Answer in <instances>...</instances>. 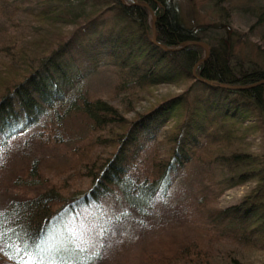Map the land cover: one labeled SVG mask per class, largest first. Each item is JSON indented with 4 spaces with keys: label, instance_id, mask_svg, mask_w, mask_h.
Returning <instances> with one entry per match:
<instances>
[{
    "label": "trees",
    "instance_id": "trees-1",
    "mask_svg": "<svg viewBox=\"0 0 264 264\" xmlns=\"http://www.w3.org/2000/svg\"><path fill=\"white\" fill-rule=\"evenodd\" d=\"M254 1L237 31L185 26L174 0H0V168L15 160L0 264H96L121 222L157 219L180 223L166 224L161 250L121 264H264V83L234 88L264 79V0ZM233 35L254 39V60ZM187 40L208 56L199 62L204 49ZM102 70L103 93L89 86ZM160 84L183 87L160 95Z\"/></svg>",
    "mask_w": 264,
    "mask_h": 264
},
{
    "label": "rangeland",
    "instance_id": "rangeland-1",
    "mask_svg": "<svg viewBox=\"0 0 264 264\" xmlns=\"http://www.w3.org/2000/svg\"><path fill=\"white\" fill-rule=\"evenodd\" d=\"M174 1L178 7L179 16L185 26H189L193 29H197L200 26H208L213 30V27H220L221 23H225L230 27V29H235L237 31L245 30L247 21L250 19V7H253L255 4L254 0L250 2H247L246 0V3L243 4L242 0ZM222 6L226 11H232L235 16L231 17L230 20H227L225 16L226 12L224 11V8H222ZM112 20L113 17L110 14L107 15L105 18V25H110L112 23ZM232 38L233 41L236 42V45H234V50L238 55L240 53H243L250 56L252 60L255 59L252 44L254 39L252 37L247 38L241 36L240 39L233 35ZM242 40L245 41L242 43ZM100 73L101 74L99 75V77L89 86H91L92 88L96 87V89L99 88L103 93L108 89V87H110L112 74H109V70H102ZM182 87L183 85L179 84H160L156 88H153L152 91L158 92L160 95H164L169 93H177ZM139 105L140 104L136 105L132 111L130 110L126 114V117H132L135 111H140L141 108ZM50 153H53L54 157L57 159L63 158V156L61 155L62 152L60 150L57 151L55 149H52ZM14 165V158L9 157L8 163H6L4 166V170L0 168V195H3L4 185L2 184L5 181L4 174L6 172V169L13 168ZM58 179L59 177L54 178L53 181H57ZM251 185L252 184H244L225 190L220 196H218L217 199H215L214 205L216 207H224L237 201V199L241 195H243L248 190V188L251 187ZM86 188H88V182L84 180L79 190H84ZM79 190L74 191V193L78 192ZM1 199L3 198H0V200ZM108 206L109 205H106V208ZM85 215H88L87 211H85ZM165 221L166 220L162 219L147 220L146 224L143 223V226L141 228H136L134 230H130L129 222H121L117 226L119 228L118 230H123L122 233L126 231V235L121 236L122 233H120L119 235L115 234L109 237L104 243V247L106 248V251L104 249V252H102V255L104 254V256L96 264H121L124 261L126 263H132L135 259L136 252L140 249H150L157 251L161 250L163 248V242L167 240V238H165V234L167 232H163L166 224L170 225V223H172L173 225H176L180 223V221H175L174 219H170V221H168V223L166 224ZM93 227L94 226H90L89 228Z\"/></svg>",
    "mask_w": 264,
    "mask_h": 264
},
{
    "label": "water",
    "instance_id": "water-1",
    "mask_svg": "<svg viewBox=\"0 0 264 264\" xmlns=\"http://www.w3.org/2000/svg\"><path fill=\"white\" fill-rule=\"evenodd\" d=\"M143 6L148 7L147 4H143ZM150 15H151V36H152V42L155 43V35H154V21H155V16L152 14L151 11H150ZM187 44H194V45L200 46V47H202L204 49V56H203V58H201L199 60V62L203 61L208 56L209 47H208V45L205 42L200 41V40H187V41H184L182 43V46L187 45ZM162 48L165 49V50H175V49H178V48H167V47H164V46H162ZM193 71H194V68L192 69V72ZM261 83H264V79L258 80L256 82L250 83L248 85L237 86V87H234V88L244 89V88H248V87H253V86L258 85V84H261ZM225 87H227V86H225Z\"/></svg>",
    "mask_w": 264,
    "mask_h": 264
}]
</instances>
